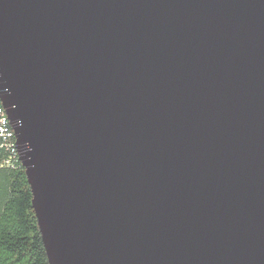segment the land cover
Instances as JSON below:
<instances>
[{"label": "water", "instance_id": "95a60500", "mask_svg": "<svg viewBox=\"0 0 264 264\" xmlns=\"http://www.w3.org/2000/svg\"><path fill=\"white\" fill-rule=\"evenodd\" d=\"M0 99L48 264H264V0H0Z\"/></svg>", "mask_w": 264, "mask_h": 264}, {"label": "trees", "instance_id": "16d2710c", "mask_svg": "<svg viewBox=\"0 0 264 264\" xmlns=\"http://www.w3.org/2000/svg\"><path fill=\"white\" fill-rule=\"evenodd\" d=\"M22 166L0 169V264H48Z\"/></svg>", "mask_w": 264, "mask_h": 264}, {"label": "built area", "instance_id": "2783aa9c", "mask_svg": "<svg viewBox=\"0 0 264 264\" xmlns=\"http://www.w3.org/2000/svg\"><path fill=\"white\" fill-rule=\"evenodd\" d=\"M21 166L16 138L5 108L0 99V169H16Z\"/></svg>", "mask_w": 264, "mask_h": 264}]
</instances>
